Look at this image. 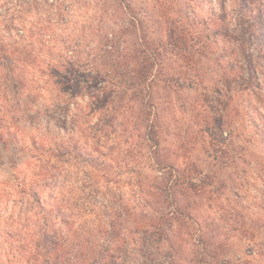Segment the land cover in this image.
I'll use <instances>...</instances> for the list:
<instances>
[{
  "label": "trees",
  "instance_id": "1",
  "mask_svg": "<svg viewBox=\"0 0 264 264\" xmlns=\"http://www.w3.org/2000/svg\"><path fill=\"white\" fill-rule=\"evenodd\" d=\"M55 1L16 0L12 9L0 12L6 19L0 71L4 66L8 72L7 78L0 77L3 149L8 151L7 140L19 143L11 129L14 116L20 120L23 112L44 115L49 107L53 114L65 110V116L55 117L60 125L51 134L31 135L27 145L22 140L19 149L24 154L16 162L9 160L16 184L5 194L8 200L20 194L23 210L3 227L10 248L0 255V264H12L13 258L17 264H127L129 249L143 246L146 239L157 248L169 244L171 232L194 224L192 202L186 200L182 208L178 200L186 192L192 198L205 187V181L202 186L194 182L197 172L184 162L186 149L194 145V121L186 123L184 134L178 133L171 145L163 139L162 94L167 93L168 101L171 94L169 102L179 103L183 91L187 99L205 88L201 59L210 52L208 43L229 58L225 41L232 37L220 36L219 31L234 21L236 11L250 21L252 33L261 27L256 56L264 58V0H197L207 7L203 14L193 11L192 20L204 23L209 18L207 44L200 34L189 38L187 27L160 11L159 3L163 35L150 38L147 29L139 27L140 42L122 46L113 34L97 42L91 33L94 17L79 19V27L77 20L71 24L47 14L41 20L33 18L39 9L48 13L59 8ZM133 19H127L124 33L136 26ZM60 23L70 24L72 31L58 32ZM74 29L82 33L80 39ZM81 43L86 51L79 55ZM51 51L56 55H39ZM167 56L181 62L186 86L164 71ZM226 66L225 73L239 77L235 66ZM222 86L228 93L237 92ZM240 89L254 99L245 100L247 124L264 140V85L255 81ZM195 98L194 103H205Z\"/></svg>",
  "mask_w": 264,
  "mask_h": 264
},
{
  "label": "rangeland",
  "instance_id": "2",
  "mask_svg": "<svg viewBox=\"0 0 264 264\" xmlns=\"http://www.w3.org/2000/svg\"><path fill=\"white\" fill-rule=\"evenodd\" d=\"M15 1L0 0L1 14L8 8L12 9ZM55 3L56 5L60 3L61 6L49 9L48 13L38 8L40 14L33 15V18L41 20L47 14L51 19H63L71 24L77 20L79 27V19L94 17V30L91 33H95L97 42L99 37H103L99 42L104 43L113 34L120 46L137 44L140 42L138 34L143 33L139 27L146 28L150 38L163 35L165 25L158 15L160 9L168 16L176 17L179 24L186 26L189 38L200 34L203 37V44L208 43L205 37L208 30L205 26L209 23L207 20L209 18L204 20V23L192 20L193 11L203 14L207 7L197 0H56ZM159 3L163 4L157 9L156 7L161 5ZM4 17L0 16L2 42L6 24ZM130 17L135 18L133 22L136 26L130 25V32L124 33L123 27ZM233 19L227 28L219 31L220 36L225 33L229 38L232 37L231 41L229 39L225 41L229 58H223L221 51L208 43L210 52L206 58L201 59L205 63L202 82L205 88H198L194 95L191 93L187 99L185 96L188 92L183 91L178 98L179 103L169 102L173 99L171 94L172 99L169 97V101L167 93L162 94L165 130L163 139L171 145L178 133L184 134L183 127L191 121L195 123L194 145L191 144V147L186 149L187 159L184 162L196 170L194 182L202 186L204 183L201 182L205 181V187L197 190L192 198H189L186 192L187 197H180L178 200L182 208L186 200L192 202L195 223L187 227L181 226L177 231L171 232L169 244L157 248L154 242L146 239L148 241H145L143 246L129 249L127 264H264V140L247 124L245 100L254 99L249 97L247 90L240 89L241 86L245 87L255 81L264 85V58L256 56L261 43L259 38L263 32L261 27H258L252 33L251 28L247 26V22L250 21L240 12H234ZM58 26V32L72 31L68 23L66 25L60 23ZM73 31L76 38L80 39L82 33L75 29ZM88 45L92 46V43ZM82 50L83 43L77 54L80 55ZM85 51L86 47L83 53ZM39 55L55 56L56 53L51 51ZM173 59V56H167L164 71L178 78L181 86H186L183 66L180 61ZM227 60L232 62L231 65L226 66L222 63L223 61L227 64ZM224 66L226 69L235 66L239 71V77L225 73ZM253 66L256 67V71L251 70ZM0 73V77L7 78L8 72L4 66ZM14 85V81H11L10 86ZM222 85L229 86L231 91L237 88V92L228 93ZM231 94L233 98L229 100ZM194 97L203 99L205 103L198 100L194 103ZM63 110L57 109V114H53L52 107H49L48 110H44V115H36L30 111L32 113L26 116L23 112L20 120L17 115L14 116L10 122L14 124L11 129L16 131L15 140L19 142L18 145L13 140H7L6 151L0 143L1 256H5L10 248L9 238H5L3 234V227L12 219H17L23 210V205L19 204L20 194L10 197L9 200L5 194V191L12 189L16 184L9 162H16L19 154L23 153L19 149L24 146L22 140L27 145L31 135L36 136L42 131H46V135L51 134L53 127L60 125L55 117L59 114L65 116ZM136 114L135 112L133 120ZM170 145L168 149L171 148ZM147 170L150 171L149 168ZM123 180L124 176L121 185ZM134 197L139 198L136 193ZM7 217L8 220L4 221ZM11 261L12 264H17L16 259L13 258Z\"/></svg>",
  "mask_w": 264,
  "mask_h": 264
}]
</instances>
